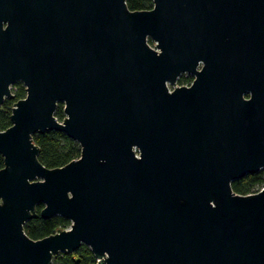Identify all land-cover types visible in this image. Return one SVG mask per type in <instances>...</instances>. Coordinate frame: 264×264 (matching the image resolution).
<instances>
[{"label":"water","instance_id":"water-1","mask_svg":"<svg viewBox=\"0 0 264 264\" xmlns=\"http://www.w3.org/2000/svg\"><path fill=\"white\" fill-rule=\"evenodd\" d=\"M18 81L0 264L82 243L97 264H264V185L232 186L264 168V0H0V106ZM49 129L80 157L45 166L33 135ZM39 203L70 226L31 238Z\"/></svg>","mask_w":264,"mask_h":264},{"label":"trees","instance_id":"trees-1","mask_svg":"<svg viewBox=\"0 0 264 264\" xmlns=\"http://www.w3.org/2000/svg\"><path fill=\"white\" fill-rule=\"evenodd\" d=\"M130 9H150L153 7V0H127ZM153 44V41L150 40ZM182 79V83L188 82ZM13 98H6L0 106V130H5L12 124L11 114L15 102L26 96V87L18 81L12 87ZM56 117L61 121L65 117L64 103L60 101L55 112ZM33 140L40 147L39 159L47 167L53 168L63 166L81 155L80 143L70 137L66 132L49 129L44 132H37L33 135ZM4 165L3 158L0 157V168ZM264 185V168L254 174H247L243 178L232 183L234 190L238 193L247 194L258 191ZM38 215L28 220L24 229L33 239H40L57 231L59 228H68L71 221L61 215L43 217L40 212L43 204L38 205ZM51 264H97L91 248L82 243L73 251H61L53 257Z\"/></svg>","mask_w":264,"mask_h":264},{"label":"flooded vegetation","instance_id":"flooded-vegetation-1","mask_svg":"<svg viewBox=\"0 0 264 264\" xmlns=\"http://www.w3.org/2000/svg\"><path fill=\"white\" fill-rule=\"evenodd\" d=\"M194 78H195V77H194V75H193L192 73L183 72V73L180 75V77L177 78V80H176V85H179V86H180V85H190V84L193 82ZM182 79H185V80L188 79L189 81L187 80L188 82H184V83H182V81H181ZM176 85H172V84H169V83H168V87H169L170 90H172ZM0 157L3 158V162H4V156H3L1 153H0ZM4 165H5V162H4ZM4 165H3L1 168H3ZM1 168H0V169H1ZM40 204H43V203H39V204L36 205V213H37V215H38V208H37V207H38V205H40ZM43 207H44V204H43ZM42 209H43V208H42ZM42 209H41V210H42ZM40 214H41V212H40ZM34 217H37V216H34ZM34 217H32V218H34ZM32 218H30V219H32ZM45 218H47V217H45ZM30 219H28V220H30ZM28 220H27V221H28ZM27 221H26V222H27ZM26 222H25V223H26ZM24 225H25V224H24ZM24 230H25V229H24Z\"/></svg>","mask_w":264,"mask_h":264},{"label":"rangeland","instance_id":"rangeland-1","mask_svg":"<svg viewBox=\"0 0 264 264\" xmlns=\"http://www.w3.org/2000/svg\"><path fill=\"white\" fill-rule=\"evenodd\" d=\"M13 86H14V84H13ZM13 86H12V87H13Z\"/></svg>","mask_w":264,"mask_h":264}]
</instances>
